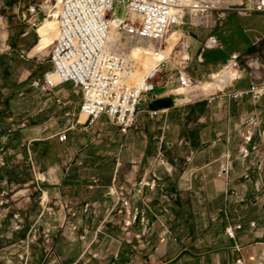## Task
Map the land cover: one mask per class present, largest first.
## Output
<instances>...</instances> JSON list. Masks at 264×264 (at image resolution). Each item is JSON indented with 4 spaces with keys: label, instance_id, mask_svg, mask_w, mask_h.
<instances>
[{
    "label": "crops",
    "instance_id": "crops-1",
    "mask_svg": "<svg viewBox=\"0 0 264 264\" xmlns=\"http://www.w3.org/2000/svg\"><path fill=\"white\" fill-rule=\"evenodd\" d=\"M198 1L218 3L221 8H225L239 5L245 0ZM208 14L206 25L189 31L194 48H200L201 44L203 45L202 40H206L208 37L215 46L220 48V41L226 38L229 25L232 24L233 19L237 20L234 15L238 13L223 10ZM251 14L258 13L242 15ZM216 16H219L218 20H216ZM210 23L211 25H209ZM188 24L187 21V24L182 27H187ZM178 31L183 38V31L180 28ZM245 32L248 33V30ZM260 33L261 36L254 43L252 39H248L249 42L247 41L243 52L262 43L264 29ZM212 35H216L217 38L213 39ZM215 48L208 49L210 50L209 57L204 56L203 51L198 59L194 56V59L190 60L185 68H178L176 66L178 62L168 63L166 72L172 71L173 68L176 69V73L178 70H185L191 78L198 82H203L204 79L213 81L212 75L221 74V78L217 79V83L220 85L217 86H220L225 94L235 90H244L251 84L261 82L252 75L240 71L239 68L234 70L235 80L229 81V74L224 73L227 69L226 62L232 55L237 56L238 54L233 52L220 62L215 58V54H212ZM204 52L208 53V51ZM237 62L239 64V59ZM175 75L173 74L163 81H157L156 86L162 89L161 92L148 97L152 100L148 110L157 109L160 110V114L151 118L148 112L139 111L137 115L138 131L144 141L140 142V151L137 153V157L131 160L132 170L125 175L124 182L119 184L129 187L133 179H140L148 163L154 157L156 149L161 146L172 169L170 174H167L162 168H158L157 172L162 178L169 197L167 200L161 199L159 194L151 195L148 190L144 191V195L148 199H152L150 205L154 214L171 230L176 241H173L169 236L163 237L161 235L162 228L156 223L149 244L146 247L138 244L140 247L138 253L141 257L138 260L134 252L133 242L136 241L134 231L123 225L125 217L116 210L110 214L114 203L111 196L105 194L104 191L111 186L112 182L103 185L100 171L95 170L88 181L78 182L81 185L76 188L72 185L74 182L68 183L72 177L68 169H66V173L63 171L57 173V168L50 167L44 173H38L40 177L45 178V181L41 182V186L36 182L42 193L38 195L48 199L49 207L52 208L53 203L50 201V190L47 186L48 184L53 186L54 183H49L47 177L54 175L57 180L58 174L61 175V179L68 176V180H66L68 182L64 180V188L63 186L57 187L58 190L62 189L63 192L67 190L69 193L72 191L73 198L81 199L84 207L87 203L95 204V206L91 208L88 215L83 212L79 221L70 219V222L66 224L63 221L58 223L57 220L51 218L37 221L40 208L38 204L31 206L29 198V205L25 207H31L28 209V215L22 216L23 210L21 213L13 211V216H17L16 219L28 216L32 223L37 221V224L45 222L46 227L47 225L60 226L59 229L53 230L48 238L40 242L42 244H31L28 251L29 264H54L53 259H58L63 264H113L116 253L118 255L117 264H136L138 261L140 264H229L238 257H241L244 264H264V198L262 201L253 200L255 193L252 181L244 180L241 177L245 163L236 159L243 142L242 134L248 126L247 120L254 114H257L261 119L254 140L260 142L261 136L264 137V99L254 105L248 97H243L240 100L222 97L208 104L206 98L217 90L212 87V84L209 89L205 86L204 88L194 86L189 89H177ZM74 89L80 94V105L82 94L76 87ZM166 102L168 104L162 106ZM141 112L145 115L139 119L138 116ZM80 122L84 123L81 120ZM150 124H157L151 129L156 128L157 130L156 136H154L157 146L152 155L149 154L150 146L148 145L149 139H147L150 131H147V135L143 131ZM6 134L7 132L1 131L0 137L6 139ZM9 143L6 148L10 149V157L6 155L4 158L8 161L23 158L20 146H24V144H17L20 141ZM9 145L13 146L9 147ZM13 147L16 149L14 150ZM11 149L14 151L13 153H11ZM228 153L231 166L226 168L225 156ZM28 155L31 161L34 157L30 151ZM30 163L33 175L37 178L33 162ZM220 174L221 176H218ZM93 178H100V183L94 190H89ZM65 187L67 188L65 189ZM69 198V195H63L60 201V210H56V212L64 216V208H67V204L70 202ZM162 200L164 201L160 203ZM63 202L68 203L63 204ZM18 206L19 204L16 208H19ZM161 207L167 208L168 212H162ZM222 209H226L227 217L220 211ZM71 222L79 226V231L84 226L90 227L91 234L99 226L101 227L103 233L100 234V241L94 245L92 250L95 255L82 256V242L78 239L77 231H71ZM236 222H240L242 227L235 230L234 237L230 238L224 230L228 224L232 225ZM251 222H256L257 227L251 228ZM19 241L21 242L22 239ZM236 245L239 246V249H236ZM34 246L38 249L50 246L54 251L47 255L44 251L43 257H41L33 252L36 250L33 248ZM3 249H0V254L3 253ZM17 250L21 251L23 247H19ZM16 251L14 254L17 253Z\"/></svg>",
    "mask_w": 264,
    "mask_h": 264
},
{
    "label": "rangeland",
    "instance_id": "rangeland-1",
    "mask_svg": "<svg viewBox=\"0 0 264 264\" xmlns=\"http://www.w3.org/2000/svg\"><path fill=\"white\" fill-rule=\"evenodd\" d=\"M182 2L183 0H181ZM20 4V0H0V119H3L0 120V133L1 131L7 132L6 139L0 137V154L3 153L1 148L4 147L5 154L3 157L6 155L10 157V149L8 150L6 147L11 141H20L17 144H24V146H20L23 158L10 159V161L5 158L3 161L0 160V193L5 190L10 201L5 207L0 206V233L4 234L3 238L0 237V249L4 248L3 253L0 254V264H20L17 254L24 249L30 250L32 245L26 243V241L31 234V230L33 228L46 229L45 222L34 224L26 216V218L21 217V223H18L21 228L12 230L17 224L13 211L21 213L23 210L21 215H28V209L31 208H25L29 205L28 198L31 200V206H36L41 197L39 195L42 193L39 191L37 183L41 186L39 179L45 181V178L39 177L38 173H44L50 167L57 168V173H62V171L66 173V169H68L69 174L72 175L69 182L66 181L68 176L61 179V175L58 174L56 180L55 176L51 175L47 178L50 181L49 183L54 184L53 186L48 184L47 188L50 190V201L53 203V210H60V201L63 195H69L70 202H63V204L68 203L67 208H64L65 213H68L70 219H73L72 221H79L84 210L83 201L73 198L72 191L71 193L67 190L63 192L62 189L58 190L57 187L63 186L64 188L65 180L70 184L74 182L72 185L77 188L82 181H88L95 170L100 171L103 185H108L114 177L117 179V184L124 182L125 175L132 170L133 163L131 160L137 157L136 155L140 151V142L141 140L144 141L140 131L131 130L134 132L128 131L126 134H122L108 118H102L93 126H90L89 122L86 121L81 123L78 111L81 97L80 94L75 92L73 84L62 85L50 92H46L40 87H32L34 81H42L44 73L50 67L51 45L57 36V14L55 16L54 13L55 10L57 11L58 5L52 7L46 21L47 15L43 11L45 14L38 17L41 22L40 25L38 23L39 27L37 29L32 27V21L24 20ZM208 13L187 12L189 24L187 27L180 28L184 34L183 38L181 34L175 39H171V34L178 32V27H171L166 40V49L161 50L163 55L172 52L168 63L178 62L176 65L178 68H185L186 64L194 59V56L198 59L203 51L202 54L209 57L210 50L208 49L216 47L212 54H215L218 61L222 62L231 53H237L239 70L252 75L261 82L264 81V40L259 45L243 52L247 41L249 42L248 39H252L254 43L261 36L260 31L264 29V16L259 14H235L237 20L233 19L232 24L229 25L226 38L220 41V48L215 46L209 37L202 40L203 45L201 44L200 48H194L189 31L206 25ZM116 15L121 16L122 10L116 8ZM215 18L218 20L219 16ZM247 30L248 33L245 32ZM212 38L216 39L217 37L212 35ZM169 41L171 42L168 44ZM41 43H45V51L38 50V45ZM141 48L151 51L153 45L144 40L131 38L116 29L109 32L108 51L127 59L123 73L125 79L138 77L139 73L146 74L147 68L161 59V55L154 56V54L144 53ZM204 51H208V53ZM130 57L138 60L136 64L131 61ZM137 66L140 71L138 73L134 70ZM173 74H176L174 68L172 71H165L157 81H163L167 77L173 76ZM204 81L197 82L199 85L196 84V87L204 88L205 86L209 89L212 84L211 81ZM161 90L155 85V89L149 95L158 94ZM57 98L64 101L65 105L59 104L56 101ZM138 109L142 110L146 107L143 103H140ZM66 112L74 113L75 116L67 117L64 115ZM139 115V119H142L145 113L141 112ZM4 119L5 122H3ZM154 126L156 127L157 124H150L146 127V130L143 129L146 135L147 131H150V133L148 132L150 136L148 135L147 139H149V154L151 155L157 146L155 144L157 140L154 138L157 130L156 128L151 130ZM72 127L74 128L68 131V141L64 144L59 143L57 134ZM12 146L9 145V147ZM29 151L34 157H31V161L38 180L32 172ZM13 152L12 150L11 153ZM100 178H93L92 181L95 179L100 181ZM53 188H55V192ZM108 190L109 188L104 191L105 194H108ZM18 204L19 208H16ZM77 233L79 235L80 231ZM40 235V242L48 238L43 233ZM20 239H22L21 242ZM135 242H133L135 245V249H133L137 255L136 258L139 260L141 258L138 253L140 247ZM19 247H23V250L18 251L17 248ZM33 248L36 249L33 252L41 257H43L44 249H47V247L38 249L36 246ZM14 251L17 253L14 254ZM138 262L136 264H140Z\"/></svg>",
    "mask_w": 264,
    "mask_h": 264
},
{
    "label": "built area",
    "instance_id": "built-area-1",
    "mask_svg": "<svg viewBox=\"0 0 264 264\" xmlns=\"http://www.w3.org/2000/svg\"><path fill=\"white\" fill-rule=\"evenodd\" d=\"M20 2L24 20L32 21V27L37 29L38 23L40 25L41 22L38 17L46 13V18H48L52 7L58 5V9L54 13L55 16L57 14V36L51 45L50 67L44 73L42 81H34L32 87H40L42 90L50 92L62 85L73 84L82 94V102L78 108L80 118L85 115L86 122L93 126L103 117H107L122 134H126L130 130H138L137 115L140 111L138 109L140 103L146 107L142 111L148 112L151 118L160 114V110L147 109L152 102L148 95L155 89L157 79L165 73L170 58L165 57L159 60L155 68L137 81L130 77L125 79L123 73L127 59L112 54L107 49V40L111 30L116 29L136 40L152 43L151 51L146 48L141 49L144 53L156 56L165 48L171 27L179 29L187 24V12L224 10L240 14L258 13L264 16V0H245L239 5L225 8H221L218 3L198 0H183L182 3L181 0H20ZM116 8L122 10L121 16L116 15ZM130 59L135 64L138 61L131 57ZM237 60L238 57L232 55L226 62V67L236 71L239 68ZM138 69L137 66L134 69L135 72ZM175 82L177 87L190 88L196 86L198 81L191 78L185 70H178ZM222 97L237 100L248 97L255 105L264 99V81L251 84L247 89L235 90L226 94L222 89H217L215 93L206 98V101L210 104ZM56 101L65 105V102L58 98ZM64 115L75 116L71 112H66ZM247 121L248 126L242 134L243 142L236 159L245 163L241 177L244 180L252 181L255 193L253 200L262 201L264 198V137L261 136L260 142L254 140L261 119L257 114H254ZM73 128L60 131L57 134L58 142L66 143L69 138L68 131ZM1 151L3 153L0 154V160L3 161L4 147L1 148ZM225 159L226 168H228L231 166L229 153L226 154ZM158 168H162L167 174H170L172 169L161 146L156 149L154 157L148 163L140 179H133L128 187L124 184L117 185V179L114 178L108 190V196H111L114 203L110 214L116 210L125 217L123 225L134 231V238L142 247L149 244L156 223L161 226L163 237L169 236L173 241H176L171 230L154 214L150 205L152 199H148L144 195V191L148 190L151 195L159 194L161 199H168L169 195L166 193L161 176L158 175ZM38 176L40 177V174ZM36 179L38 180V178ZM39 181L44 182V179H39ZM99 182L98 179L93 180L89 190L98 187ZM8 196L5 190L0 193L1 207L10 203ZM37 204L40 208L37 221L51 218L57 220L58 223L59 221H63L64 224L70 222L68 213L63 216L54 211L49 207L46 197L41 196ZM94 206L95 204L87 203L83 212L88 215ZM161 210L164 213L168 212L165 207H161ZM220 211L227 217L226 209ZM37 221L34 224H37ZM18 223H21L20 219H17V224L12 230L21 228ZM250 226L256 228L257 223L251 222ZM70 227L72 232L79 231V226L75 224L70 223ZM241 227L240 222L228 224L224 232L228 237L233 238L235 230H239ZM59 228V225H47L45 230L33 228L26 243L42 244L40 243L41 233L48 237L53 230ZM101 233L103 231L100 226L94 230L93 234H91L90 227H82L78 235L83 247L82 256L95 255L92 250L94 245L100 241ZM0 237L3 238L4 234L0 233ZM235 247L239 249L238 245ZM44 251L47 255L51 254L54 249L49 246ZM17 257L20 264H29L28 250L19 252ZM53 261L54 264H63L58 259H53ZM117 261L116 253L113 264H117ZM229 264L244 263L241 257H238Z\"/></svg>",
    "mask_w": 264,
    "mask_h": 264
},
{
    "label": "bare ground",
    "instance_id": "bare-ground-1",
    "mask_svg": "<svg viewBox=\"0 0 264 264\" xmlns=\"http://www.w3.org/2000/svg\"><path fill=\"white\" fill-rule=\"evenodd\" d=\"M57 9H58V6H57ZM48 18H46L45 19V21L47 20ZM44 21V22H45ZM179 35H181V33L178 31V32H174V33H172L171 34V39H175L176 37H178ZM170 39V40H171ZM171 41H169L168 42V44L170 43ZM45 47V43H41V44H39L38 45V50L39 51H45L46 50V48H44ZM166 49V48H165ZM159 55H161V59H163V58H165V57H168V58H170V56H171V54H172V52H168L167 54H165V55H163L162 53H161V51L158 53ZM160 59V60H161ZM156 64L157 63H155V64H153L152 66H150L149 68H147V70L145 71V72H150L153 68H155L156 67ZM227 69L225 70V72L224 73H227V74H229V77H230V79H229V81H232L235 77H236V73H235V71H234V69H231V68H229V67H226ZM138 71H139V69H138ZM138 71L136 72V73H138ZM140 72V71H139ZM142 73V72H141ZM144 75V73L143 74H140L139 73V76L137 77V76H134L133 78L131 77V79H135L136 81L137 80H139V79H141L142 78V76ZM221 78V74L220 75H217V76H215V75H212V79H213V81H211V83H212V87L213 88H215V89H221L220 88V86H217V85H220V84H218L217 83V79H220ZM134 80V81H135ZM215 80V81H214ZM198 85H199V83H197ZM191 88V87H190ZM177 89H184V88H181V87H178ZM187 89H189V88H187ZM81 120H82V122H85L86 120H87V117L85 116V115H82V117H81Z\"/></svg>",
    "mask_w": 264,
    "mask_h": 264
},
{
    "label": "water",
    "instance_id": "water-1",
    "mask_svg": "<svg viewBox=\"0 0 264 264\" xmlns=\"http://www.w3.org/2000/svg\"><path fill=\"white\" fill-rule=\"evenodd\" d=\"M168 103L166 102V103H164V104H162V106H165V105H167Z\"/></svg>",
    "mask_w": 264,
    "mask_h": 264
}]
</instances>
